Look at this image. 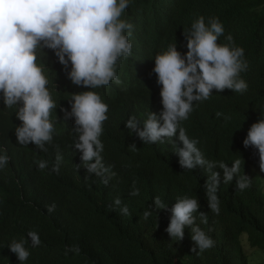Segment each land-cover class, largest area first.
<instances>
[{
  "label": "trees",
  "instance_id": "obj_1",
  "mask_svg": "<svg viewBox=\"0 0 264 264\" xmlns=\"http://www.w3.org/2000/svg\"><path fill=\"white\" fill-rule=\"evenodd\" d=\"M141 1L131 0L121 18L131 23L132 29L143 30L142 38L149 43L174 36L178 40L180 29L203 16L205 22L209 17L218 18L226 27L224 35L231 34L244 49L249 71L241 78L247 90L224 91L216 99L193 102V111L181 126L189 138L198 141L206 159L231 166L233 159L241 157V173L250 179L249 187L238 191L234 181L221 183L217 191L220 211L213 214L203 190L204 169L183 170L168 140L147 144L135 131L129 132L124 121L130 115L143 119L148 111L159 114L162 110L156 75L151 68L148 73L143 69L139 55L120 65L118 84L110 81L92 89L108 106L99 139L104 145L103 163L115 174L107 185L101 183L82 166L80 152L72 146L73 119L67 115L71 93L91 89L72 84L67 78L69 69L58 62L53 50L43 48L36 63L42 67L56 105L50 113L53 144L46 145L47 151L31 143H17L14 128L21 122L15 108H5L0 102V147L8 157L0 169V264H19L8 244L21 238L30 253L23 264H264V182L256 151L242 146L264 106L260 101L264 89L257 86L264 72V0H160L175 25L172 31L141 27ZM173 140L181 146L175 136ZM133 143L135 150L128 147ZM57 151L62 160L54 172ZM40 160L47 161L44 169L36 166ZM133 181L139 189L137 196L129 195ZM183 195L196 198L197 211L206 216V222L201 223L194 213L195 224L214 241L213 247L202 252L192 250L195 245L188 227L177 242L164 231L169 209ZM156 196L166 207L144 219L143 211ZM116 197L121 205H127V216L113 208ZM53 204V211L48 212L47 206ZM30 230L41 241L36 247L28 241ZM73 246L79 251L67 250Z\"/></svg>",
  "mask_w": 264,
  "mask_h": 264
},
{
  "label": "clouds",
  "instance_id": "obj_2",
  "mask_svg": "<svg viewBox=\"0 0 264 264\" xmlns=\"http://www.w3.org/2000/svg\"><path fill=\"white\" fill-rule=\"evenodd\" d=\"M131 0H0V102L5 108H15V116L21 122L14 128L16 141L20 145L33 144L41 151L53 144L54 121L50 119L56 107L46 87L48 80L42 67L36 63L41 49L53 50L58 62L68 68L67 78L72 84L91 90L71 93L67 115L73 119V144L80 152L82 166L88 174L100 178L107 185L113 175L111 166H105L101 153L104 145L99 139L102 122L108 119V106L102 96L92 89L106 86L110 81L119 83L120 65L139 55L143 69L151 68L160 85L159 97L162 110L159 114L148 111L143 119L129 116L125 127L147 144L164 143L168 140L178 156V165L183 170L196 167L207 173L203 184L207 207L219 214L218 187L221 183L234 181L235 189L243 191L249 187L250 179L241 173L242 159L235 158L230 165L223 161L209 160L197 147L198 141L189 138L181 122L193 111V102L216 99L224 91L243 93L247 83L241 77L249 71V59L231 34L224 35L225 26L218 18L203 16L179 30L180 38L158 39L154 43L145 41L143 30L132 29V24L121 18ZM144 6L138 16L141 27L160 28L172 31V18L161 8L160 0H142ZM132 30V31H131ZM70 65V68H69ZM146 81L142 84L145 86ZM257 86L264 89V72L260 73ZM264 102V96L260 100ZM63 111V109H61ZM259 118L253 122L242 140V146H251L258 156L260 174L264 172V106ZM180 142L176 146L173 137ZM135 150V144H129ZM62 156H55L52 171H58ZM8 162L0 147V169ZM47 161L36 162L44 169ZM214 168L222 170L214 171ZM264 174V173H263ZM262 176V175H261ZM85 179H88L85 176ZM130 196L139 195L133 181ZM113 208L127 216V205L121 199H113ZM55 205L47 206L53 211ZM166 204L159 196L153 197L149 209L143 211L147 219L152 211L164 209ZM196 198L179 196L169 209L170 217L164 231L175 242L183 238L185 227L190 229V239L198 252L214 245L213 239L195 224L198 213L201 223L206 222L204 212ZM27 238L32 247L41 241L35 231H28ZM19 264L29 257L25 239H13L8 244ZM68 251L78 252L73 246ZM197 252V253H198Z\"/></svg>",
  "mask_w": 264,
  "mask_h": 264
},
{
  "label": "rangeland",
  "instance_id": "obj_3",
  "mask_svg": "<svg viewBox=\"0 0 264 264\" xmlns=\"http://www.w3.org/2000/svg\"><path fill=\"white\" fill-rule=\"evenodd\" d=\"M261 175H262V180H263V182H264V174H263V173H261Z\"/></svg>",
  "mask_w": 264,
  "mask_h": 264
}]
</instances>
